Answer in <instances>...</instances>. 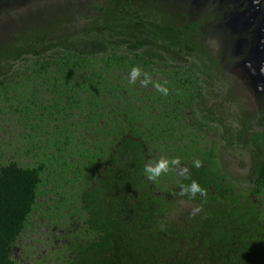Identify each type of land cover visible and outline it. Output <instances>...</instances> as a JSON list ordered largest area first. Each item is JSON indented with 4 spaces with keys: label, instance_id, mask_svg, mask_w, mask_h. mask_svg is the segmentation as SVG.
Returning <instances> with one entry per match:
<instances>
[{
    "label": "trees",
    "instance_id": "16d2710c",
    "mask_svg": "<svg viewBox=\"0 0 264 264\" xmlns=\"http://www.w3.org/2000/svg\"><path fill=\"white\" fill-rule=\"evenodd\" d=\"M89 2L35 0L4 18L0 117L21 148L0 153V264H18L39 209L65 245L36 264H264V105L246 114L220 85L202 44L213 9L192 22L162 0ZM208 79L221 102L205 100ZM216 122L223 149L207 139ZM225 151L245 160L244 181ZM162 157L180 164L149 181L145 165ZM193 180L205 194H181Z\"/></svg>",
    "mask_w": 264,
    "mask_h": 264
},
{
    "label": "rangeland",
    "instance_id": "374dc122",
    "mask_svg": "<svg viewBox=\"0 0 264 264\" xmlns=\"http://www.w3.org/2000/svg\"><path fill=\"white\" fill-rule=\"evenodd\" d=\"M54 0H45V4L51 3ZM84 3L86 0H83ZM94 0H90L91 3ZM164 5H170L172 8L167 12L170 17L179 16L180 13L187 12L190 21H197L204 12L209 10L211 6H215L218 12V17L214 21L208 23L204 29L205 36L202 38V44L208 48L211 55L214 57L217 67L215 70L224 72L226 77L224 81L220 82V85L224 83L226 87H231V90L235 92V96L231 97L232 106H236L244 113H250L253 117L260 110V105H264V6L258 7L259 0H247L249 7L244 11H234L232 7V0H218L221 3L219 7L215 2L217 0H162ZM235 1V0H234ZM240 2V0H238ZM244 1V0H241ZM35 0H0V33L9 29L7 26H11V23L3 24L4 18L10 17L11 11L18 10L19 13H31L30 5ZM165 2L167 4H165ZM234 4V2H233ZM258 5V6H257ZM38 9V8H37ZM248 43V44H247ZM255 47H250L252 44ZM258 46L257 54L261 58L258 61L253 59V52ZM250 54L251 59L248 58ZM218 74V73H217ZM204 82V93L206 95L205 100L210 101L209 104H214L216 100L210 99L211 97L218 96L219 102L223 100V97L219 93V86L214 81L202 80ZM217 86V87H216ZM218 88V89H217ZM224 108V107H223ZM238 112V111H237ZM236 112V113H237ZM227 114V113H226ZM223 117V114L222 116ZM227 121L229 118H225ZM231 119V118H230ZM7 117H0V153L4 152L8 147L14 149L19 146V140L14 133L16 130L20 131L18 127H15L13 132L12 126L9 125ZM216 133L206 132L208 140H216L218 145L223 149L227 139L226 133L223 131V123L216 122L211 125ZM18 133V132H17ZM236 154L239 151H235ZM234 154L225 151L223 158L228 163L226 169L231 173L237 181H244L246 177L247 168L245 166V160L241 159L242 167L236 164L237 160L233 159ZM5 160V159H4ZM25 161V159H23ZM241 186L242 183H237ZM243 187H245L243 185ZM45 199H39L38 203L43 206ZM186 212L187 208H191L187 205L186 201L177 202ZM36 216L32 220L33 228L27 231L24 236L19 240L17 247L13 250V259L18 264H36V260L39 257H45L47 251L54 247L58 248L65 245L60 238L61 233L56 231V228H49L47 221L43 218L44 209H39ZM47 232L51 233V238H56V242L46 249L44 244L37 246L36 254L31 256L25 255V250L35 247V240L40 238ZM58 237L60 239H58ZM44 247V248H41ZM44 264H54L52 260H45Z\"/></svg>",
    "mask_w": 264,
    "mask_h": 264
},
{
    "label": "clouds",
    "instance_id": "9594fccd",
    "mask_svg": "<svg viewBox=\"0 0 264 264\" xmlns=\"http://www.w3.org/2000/svg\"><path fill=\"white\" fill-rule=\"evenodd\" d=\"M139 75V69L134 67L131 70L130 73V82H134L135 78ZM177 166L180 164L179 158H173L171 161H169L167 158L162 157L158 161L155 162V164H152L149 162L145 165V175L149 181H155L157 180L162 174L167 173L170 168L169 165ZM186 171V169H185ZM185 179H187V176H184ZM185 192H190L193 196L196 193H201L202 195L205 194L204 190L200 188L199 184L193 180L191 184L187 187L181 186V194Z\"/></svg>",
    "mask_w": 264,
    "mask_h": 264
},
{
    "label": "flooded vegetation",
    "instance_id": "af4514ba",
    "mask_svg": "<svg viewBox=\"0 0 264 264\" xmlns=\"http://www.w3.org/2000/svg\"><path fill=\"white\" fill-rule=\"evenodd\" d=\"M233 2H234V4H233V2H231L232 3V5H229V6H231L232 7V10H233V12L234 11H244V10H247L248 8H250L249 7V4H248V1L247 0H244V1H241L240 0V2L238 1V0H232ZM252 1H254V0H252ZM219 7H221V3H220V1H218L217 0V2H215ZM259 5V6H258ZM257 6L258 7H261V6H264V0H259V4H258ZM170 9H172V8H168L167 9V11L168 10H170ZM208 9H213L212 10V12L216 15V17H218V10L216 9V7L215 6H211V7H209ZM207 11H209V10H207ZM182 13H184V14H186V12L183 10V12ZM181 14V13H180ZM170 16V15H169ZM248 44V43H247ZM256 45H254V43L250 46V47H255ZM258 48V46L255 48V50L253 51V52H251V54H253V59H251V57H250V54H249V56H248V58L249 59H251V60H254V61H258V59L259 58H261L260 57V55H258L256 52H257V49ZM256 51V52H255Z\"/></svg>",
    "mask_w": 264,
    "mask_h": 264
}]
</instances>
